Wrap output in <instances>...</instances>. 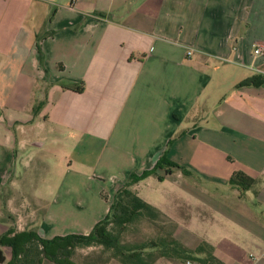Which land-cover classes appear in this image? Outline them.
Masks as SVG:
<instances>
[{
    "label": "crops",
    "instance_id": "0c3cea01",
    "mask_svg": "<svg viewBox=\"0 0 264 264\" xmlns=\"http://www.w3.org/2000/svg\"><path fill=\"white\" fill-rule=\"evenodd\" d=\"M2 116L15 126L0 131V189L15 188L16 157L47 141L26 138L24 124H55L71 147L61 156L67 181L109 183L108 193L94 190L99 216L77 232L105 216L130 173L164 156L179 167L133 187L172 185L189 210L185 233L202 236L184 245L203 243L223 264H264V0H0ZM234 171L254 182L230 184ZM53 213L46 208L40 237L65 233L51 231ZM2 218L0 206V236L11 226Z\"/></svg>",
    "mask_w": 264,
    "mask_h": 264
},
{
    "label": "rangeland",
    "instance_id": "374dc122",
    "mask_svg": "<svg viewBox=\"0 0 264 264\" xmlns=\"http://www.w3.org/2000/svg\"><path fill=\"white\" fill-rule=\"evenodd\" d=\"M0 125V131L4 130V127L8 128V126L12 130L15 126L14 123H8L3 116L1 117ZM29 126V124H24L27 129L26 138L40 136L47 141L42 149L29 146L28 148L33 150L34 153H26L25 155L21 153L16 157L15 165L12 169L13 179L16 182L15 188L0 189V206L3 210L2 219L9 222L13 232L36 230L39 221L45 215L46 208H48V210H52V213L54 212L51 220L55 227L51 229L52 232H65L63 235L70 233L82 234L77 232V230H81L83 225L90 224L94 220V216H99L96 211L100 210V202L94 190L99 187L105 189L109 186V183L104 179H87L84 176L78 179L75 178L72 183L67 181V175H65L62 167L61 156L64 153L66 155L71 154L69 140H61L59 138L60 135L56 132L55 124L45 123L43 129L39 128L37 130H30ZM50 127L53 128L51 129ZM57 137V142L54 143L53 140ZM94 157L91 154V158L94 159ZM22 159L24 160L23 162ZM25 160L28 162L26 168ZM40 161H44L45 164L40 163ZM85 170V173L90 178L94 176L93 169ZM154 179L143 181L139 196L153 206L164 210L172 219L165 214L156 216L154 219L143 215L126 227L122 235V242L133 244L146 243L149 240L158 241L160 237H168V234H171L183 245L185 244L183 243L184 241L190 246L200 242L202 236L199 230H195L197 236H189L185 233H189L188 225L186 224L187 219H185L189 210H185L186 206L183 204V200L175 202L169 194L170 186L172 185L168 182H159L156 178ZM105 190L107 191V189ZM80 200L83 204L77 205L76 203H79ZM83 206L91 207L92 210L79 208ZM9 210L13 211V213ZM176 226L178 227L177 231L175 229ZM0 247L7 256L6 262H10L11 248L1 243ZM206 248L207 246L204 244V250L210 252ZM70 255V259L78 264H123L117 257L113 256L112 251L104 249L101 245L77 247ZM188 260L193 264L200 263L194 259ZM188 260L158 256L153 264H186ZM41 264L54 263L44 258Z\"/></svg>",
    "mask_w": 264,
    "mask_h": 264
},
{
    "label": "trees",
    "instance_id": "16d2710c",
    "mask_svg": "<svg viewBox=\"0 0 264 264\" xmlns=\"http://www.w3.org/2000/svg\"><path fill=\"white\" fill-rule=\"evenodd\" d=\"M61 86L77 92L84 89L81 83H61ZM43 104L44 101H39L33 105V116ZM171 167L179 166L161 156L152 168L139 174L130 173L127 180L114 193L105 216L97 221L87 234L70 233L46 239L40 237L34 229L13 232L10 227L5 234L0 236V243L11 248V259L10 262H6L5 253L0 247V264H41L44 258L54 264H78L70 259V253L77 247L93 245H101L104 249L112 251L113 256L123 264H153L158 256L194 259L202 264H223L211 252H206L204 245L199 244L191 250L171 234H168V237H160L158 241L149 240L146 243L126 244L122 242L126 227L134 220L143 215L154 219L164 214L139 196L133 186L155 174L158 169L164 168L165 173H169ZM162 178L158 175L159 180ZM253 182V177L241 171H234L229 178V183L239 186L240 189L248 188ZM202 253L205 254L200 255Z\"/></svg>",
    "mask_w": 264,
    "mask_h": 264
},
{
    "label": "built area",
    "instance_id": "2783aa9c",
    "mask_svg": "<svg viewBox=\"0 0 264 264\" xmlns=\"http://www.w3.org/2000/svg\"><path fill=\"white\" fill-rule=\"evenodd\" d=\"M71 6H72V4H71ZM262 49H263V46H262L261 44H257V45L255 46V48L253 49V53H254V54L261 53V52H262ZM191 53H192V48H188L187 51H186V55H187V56H190ZM186 264H193V263H191V261L188 260V261L186 262ZM197 264H202V263H197Z\"/></svg>",
    "mask_w": 264,
    "mask_h": 264
}]
</instances>
